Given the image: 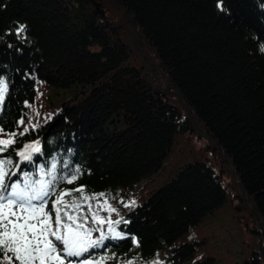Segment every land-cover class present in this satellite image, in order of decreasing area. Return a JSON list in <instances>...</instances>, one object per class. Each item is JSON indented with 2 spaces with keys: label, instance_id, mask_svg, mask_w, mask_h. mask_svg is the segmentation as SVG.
Segmentation results:
<instances>
[{
  "label": "trees",
  "instance_id": "1",
  "mask_svg": "<svg viewBox=\"0 0 264 264\" xmlns=\"http://www.w3.org/2000/svg\"><path fill=\"white\" fill-rule=\"evenodd\" d=\"M223 5L0 0V75L9 81L0 122L12 130L23 116L20 131L38 124L15 147L35 140L42 147L23 170L35 176L36 163L53 154L62 160L71 149L72 166L83 170L77 185L111 193L113 203L143 197L119 209L131 221L120 227L140 239L139 248L130 239L108 241L104 252L213 264L210 256L192 260L196 246L180 239L228 200L220 172L193 160L151 185L193 126L231 168L237 218L250 219L257 233L259 249L240 264H264V0ZM19 24L26 31L18 38Z\"/></svg>",
  "mask_w": 264,
  "mask_h": 264
},
{
  "label": "snow or ice",
  "instance_id": "2",
  "mask_svg": "<svg viewBox=\"0 0 264 264\" xmlns=\"http://www.w3.org/2000/svg\"><path fill=\"white\" fill-rule=\"evenodd\" d=\"M217 7L224 11L223 0H217ZM25 31L24 24L15 30L18 38ZM8 94L9 81L0 75V111ZM24 123L21 116L9 130L0 122V264H166L158 253L149 261L104 252L108 241L130 239L133 248H139L140 239L120 227L131 221L119 210L121 205L135 208L137 202L113 203L111 193L77 185L83 170L72 166L71 149L62 160L53 154L48 162L36 163L35 176L24 171L23 166L32 165L42 153L40 140L15 147L19 137L39 127L32 124L20 131Z\"/></svg>",
  "mask_w": 264,
  "mask_h": 264
},
{
  "label": "rangeland",
  "instance_id": "3",
  "mask_svg": "<svg viewBox=\"0 0 264 264\" xmlns=\"http://www.w3.org/2000/svg\"><path fill=\"white\" fill-rule=\"evenodd\" d=\"M140 54H142V64H144L146 55L142 51H140ZM147 72L151 75L150 71L147 70ZM152 77L154 78V83L159 82L161 87L166 88L163 76ZM180 106L187 109L186 105H182L181 101ZM187 111L191 123L194 124L192 112L190 113L189 109ZM189 132V134L186 132L178 137L170 152L172 156L168 164L154 178L151 185L161 184L165 181V177H168L171 173L173 175L179 167L182 168L184 163L193 162V160H205L217 169L223 180L224 188H226L228 200L219 206L213 214L207 215L206 218L193 226L190 231L185 232V236L180 240H188L196 246V250L191 257L192 260L210 256L214 258L213 264H240L244 258L250 256L254 249H259V243L257 233L249 231V229H252V221L250 219L239 221L235 213V195L240 194V188L236 184L238 181L233 176L229 165L223 163L222 160L220 161V155L217 154L216 149H213L216 144L211 141H209L210 143L207 142L206 138L197 132L193 126ZM174 169L175 171H173ZM141 198L143 197L137 193L133 199L130 198L126 202L136 199L140 200Z\"/></svg>",
  "mask_w": 264,
  "mask_h": 264
},
{
  "label": "water",
  "instance_id": "4",
  "mask_svg": "<svg viewBox=\"0 0 264 264\" xmlns=\"http://www.w3.org/2000/svg\"><path fill=\"white\" fill-rule=\"evenodd\" d=\"M176 92H178V91L176 90Z\"/></svg>",
  "mask_w": 264,
  "mask_h": 264
}]
</instances>
